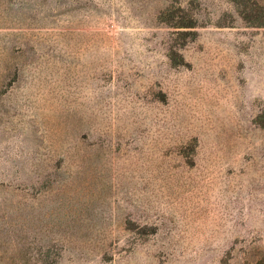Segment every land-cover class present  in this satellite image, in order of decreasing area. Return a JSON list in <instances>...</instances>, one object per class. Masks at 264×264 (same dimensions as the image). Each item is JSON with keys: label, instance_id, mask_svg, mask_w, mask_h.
Masks as SVG:
<instances>
[{"label": "rangeland", "instance_id": "obj_1", "mask_svg": "<svg viewBox=\"0 0 264 264\" xmlns=\"http://www.w3.org/2000/svg\"><path fill=\"white\" fill-rule=\"evenodd\" d=\"M0 264H264V0H0Z\"/></svg>", "mask_w": 264, "mask_h": 264}]
</instances>
